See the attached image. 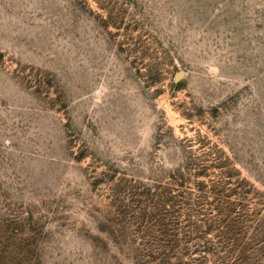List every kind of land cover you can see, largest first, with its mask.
<instances>
[{"label": "rangeland", "instance_id": "374dc122", "mask_svg": "<svg viewBox=\"0 0 264 264\" xmlns=\"http://www.w3.org/2000/svg\"><path fill=\"white\" fill-rule=\"evenodd\" d=\"M0 264H264V0H0Z\"/></svg>", "mask_w": 264, "mask_h": 264}]
</instances>
